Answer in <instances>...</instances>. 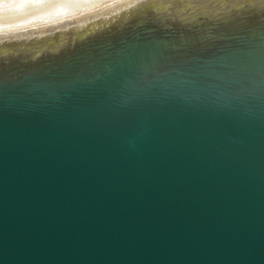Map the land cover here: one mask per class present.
I'll return each instance as SVG.
<instances>
[{
    "label": "water",
    "instance_id": "95a60500",
    "mask_svg": "<svg viewBox=\"0 0 264 264\" xmlns=\"http://www.w3.org/2000/svg\"><path fill=\"white\" fill-rule=\"evenodd\" d=\"M0 264H264V0H0Z\"/></svg>",
    "mask_w": 264,
    "mask_h": 264
}]
</instances>
